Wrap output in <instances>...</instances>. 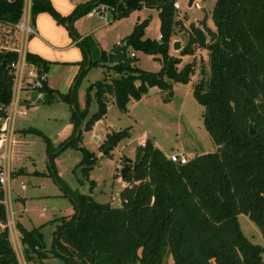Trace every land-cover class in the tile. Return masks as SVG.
Wrapping results in <instances>:
<instances>
[{
    "label": "trees",
    "instance_id": "obj_1",
    "mask_svg": "<svg viewBox=\"0 0 264 264\" xmlns=\"http://www.w3.org/2000/svg\"><path fill=\"white\" fill-rule=\"evenodd\" d=\"M33 22L40 11L50 12L64 24L82 50L78 72L69 89L61 92L47 85L39 88L43 101L56 96L70 104L72 132L57 145L40 129H23L45 141L49 174L74 205L69 215H59L50 248H45L39 226L27 228L17 221L25 259L43 264L49 252L63 259V264H163L167 253L171 264H264V246L251 241L240 229L237 219L245 212L259 225L264 235V98L248 79V64L235 54L243 48L256 61L258 75H264V0H215L211 19L217 31L214 40L191 25L180 54L193 53L194 45L208 49L209 73L194 84L193 95L203 105L202 122L217 144L216 150L197 153L179 162L168 157L153 140L138 144L133 166L123 178L135 182L120 192V205L99 202L90 191H75L58 175L54 158L67 146L80 149L79 163L87 177L95 160L94 152L81 143V129L90 128L107 110L110 100L122 110L127 102L139 99L148 87L156 85L171 91L172 81L186 82L193 72V61L177 67L180 55H171L169 45L177 22L174 0H88L61 14L50 0H30ZM24 0H0V23L16 24L22 15ZM98 3L109 8L112 18H119L142 6L158 8L160 37H144L147 19L136 21L121 42L122 60L110 67L119 74L110 80L88 85L85 104L75 99L80 72L90 64L106 65V51L101 60L89 58L87 36H80L74 21ZM151 53L161 61L158 70L143 69L131 63L133 55L126 47ZM156 54V55H155ZM158 55V56H157ZM26 60L46 71L48 60L26 51ZM16 58L10 49L0 50V116L6 114L11 98L12 74L9 63ZM87 65V66H86ZM201 71L205 72L204 67ZM94 87L97 108L85 120ZM111 93L113 99L106 96ZM256 132L250 133V124ZM127 128L107 132L99 147L110 150ZM108 152V151H107ZM125 162V160H124ZM123 162V164H124ZM94 180H89L91 190ZM0 189V264H19L6 225L7 212ZM36 257L38 261L35 262Z\"/></svg>",
    "mask_w": 264,
    "mask_h": 264
},
{
    "label": "rangeland",
    "instance_id": "obj_2",
    "mask_svg": "<svg viewBox=\"0 0 264 264\" xmlns=\"http://www.w3.org/2000/svg\"><path fill=\"white\" fill-rule=\"evenodd\" d=\"M177 1L179 7L175 8V17L178 20L173 25L169 52L171 51V55H180L181 60L177 64L178 68H181L186 62L193 61V72L186 82L173 80L170 92L168 89L159 88L156 85L149 86L147 92L139 99L131 98L127 102L126 110L120 109L110 100L107 110L101 118L95 120L90 128L82 127L81 143L93 151L95 155L93 165L88 169L87 177L82 171V164L79 163L82 153L77 147L67 146L54 158L58 175L72 190L90 191L93 198L99 202L120 205L119 192L129 180L120 175L119 169L125 158L128 159L129 163H133L136 146L140 144L139 141L142 138H151L168 154L173 152L183 153L188 158L197 153L216 150L217 144L202 122L203 105L193 95L194 84L200 77L207 76L209 73L208 49L194 45L193 53L187 54H180L179 50L172 49L173 38H180L183 45L188 39L191 25L200 28L197 21L203 16L202 7L209 13L207 23L215 29L211 19V9L215 0H194L191 5L188 4V0ZM76 19H79L77 21L78 26L74 21V27L76 26V31L83 34L82 36H87L86 40L90 48L89 58L91 60H101L99 45L105 48L108 45L112 47L118 37L129 33L133 24L139 19H147L144 26V37L157 35L159 32L156 7L142 6L135 8L124 16L114 18L111 22H109L110 12L108 7L104 12L93 13L92 15L86 12ZM4 28V25L0 26V42H4L8 47H11L13 43L9 38L10 36L4 35ZM86 31L88 33L84 34ZM130 50L135 53L131 63L151 71L160 68L161 61L153 54L133 49L131 45H128L126 52L131 55L132 51L129 52ZM107 53L108 51H106V55ZM106 62V65L90 64L83 73L80 72L74 91L76 102L80 108L85 104L90 83L102 79L110 80L111 77L119 74L109 66L111 63L107 59ZM202 66L205 72L201 71ZM78 68L79 66L71 68L65 66V64L55 66V86L59 91H67L69 85L75 81L74 78ZM89 93L92 98L88 105L85 120L97 108L94 87L89 90ZM106 96L113 99L111 93L107 92ZM36 99L35 97L34 101ZM28 100L26 99V101ZM25 109L27 113L18 116L16 126L31 125L40 129L53 141L54 146L72 132L70 104L59 96L50 101H40L37 106L30 105ZM115 127H125L128 131L108 152H104L106 149L100 148L99 145L106 133L115 129ZM25 137H29V141L26 143L25 151H23L25 156L20 162L14 158L17 147L13 146L12 163L13 165L15 163L20 164L15 165L12 170L10 196L14 200L12 205L13 209L17 210L16 216L27 228L39 226L42 241L45 248L48 249L51 246L53 230L59 222L56 217L72 213L75 208L69 197L62 194V188L48 172L45 141L35 134H27ZM90 179L94 180L91 190H89ZM22 182H24L25 187H21ZM15 195H22L24 202L18 198L14 199ZM11 216L14 217V213ZM237 219L244 234L251 241L264 246V235L259 225L249 214L239 213ZM12 246L21 264H25L23 246H18L13 239V234ZM48 252L50 254L43 258V264H63L61 257L53 255L51 251ZM36 261H38L37 257ZM25 262L34 264V260L25 259ZM171 262V257L165 253L163 264H171Z\"/></svg>",
    "mask_w": 264,
    "mask_h": 264
},
{
    "label": "crops",
    "instance_id": "obj_3",
    "mask_svg": "<svg viewBox=\"0 0 264 264\" xmlns=\"http://www.w3.org/2000/svg\"><path fill=\"white\" fill-rule=\"evenodd\" d=\"M25 1L26 0H24L23 10H22V15L20 17V20L29 21L31 26L34 29V32L30 33V34H24L15 24L12 25V24L0 23V26L4 25L5 32H3V33H4V35L7 34V36H10L9 38L13 43V45H11V46L22 45L24 47L25 51L35 52V53L39 54L41 57H43L44 59L49 61L48 65H47V69L45 71L46 83L48 86L58 89L55 86V66H58V65L61 66L62 64H65V66H69L71 68L75 67V66H79V64L77 62L82 60L83 54H82V50H81L80 46L78 44H76L75 41L79 40L80 37L77 39H74L72 37V35L70 34L69 30L66 28V26L64 24L58 22L55 19V17H53V15L48 11L38 12L35 15L34 20L32 22L31 18H30V3H31V1L30 0H27V2H25ZM50 1L53 4V6L61 14H67L73 9V7L76 4H78L80 2H85L88 0H50ZM24 7H25V9H24ZM146 7H149V6H146ZM175 8L177 9L178 7H175ZM100 12H104V10L100 11ZM88 14L92 15L93 12L89 11ZM157 15H158V8H157ZM113 19L114 18H112L111 14H110V21L109 22L113 21ZM78 20L79 19L75 20L76 25H77ZM140 20L141 19H139L138 21H140ZM158 25H160L159 16H158ZM88 31H86L84 34L88 33ZM79 35L82 36L83 34L79 33ZM125 35L126 34L119 36L117 41L114 42L112 47H110L108 45V47L105 48L102 45H99L100 49H104L106 51L113 50L116 43L121 42V39ZM148 37L158 39L160 37V29H159V32L157 33V35H148ZM173 39H176V38H173ZM1 43L5 44L4 42H1ZM170 43H171V41H170ZM131 51L134 52L133 50H130L129 52H131ZM134 54L135 53H133V55ZM71 84L69 85V87L71 86ZM69 87H68V89H69ZM28 94L30 95L31 99H34L36 97V91L33 89L30 90L28 92ZM40 101H43V99L37 98L35 101L24 100L22 103H24V105L26 107L30 106V105H33V107H35V106H37V104H39ZM112 102H114V101H112ZM26 113H27V111H26ZM21 115H24V114H18L16 116V119H15V133H14L15 142L13 143V146L17 147L15 149V157L14 158H16V160H18L19 162L21 160H23V156H25L23 151H25L26 143H28V141H29V137H25V136L27 134H30V135L34 134V133H26L23 131L24 128L29 127L31 125L16 126L17 118H18V116H21ZM117 128L118 127H115V129H117ZM119 128H121V127H119ZM35 135H37V134H35ZM142 139H145V138H142ZM142 139L139 141V143L142 141ZM153 142L156 146H158L154 140H153ZM13 146H12L11 160H10V165H11L12 170L14 169L15 165L20 164V163H17V164L15 163L13 165V163H12V161H13L12 154L14 151ZM159 148L164 152L163 148H161V147H159ZM164 153L168 156V153H166V152H164ZM17 157L18 158L20 157V159H18ZM118 161H120V160L118 159ZM119 171H120V169H119ZM22 183L24 184V182H22ZM23 187H25V184ZM16 198H18L21 201L24 200L22 195H15L14 199H16ZM12 201H14V200L10 196V205H11V209H12V214L14 213L15 216L14 217L11 216L13 221H14V225L8 226L9 238H10V241L12 243V234H13V239L18 244V246H23L20 243L21 242L20 241V232H19L17 226L15 225V222H17V221L21 222V220L18 216H16L17 210L13 209ZM69 214H71V213H69ZM69 214H65V215H69ZM0 227H1V225H0ZM18 260H19V258H18ZM19 263L21 264L20 260H19ZM24 263L27 264V262H25V259H24Z\"/></svg>",
    "mask_w": 264,
    "mask_h": 264
},
{
    "label": "built area",
    "instance_id": "obj_4",
    "mask_svg": "<svg viewBox=\"0 0 264 264\" xmlns=\"http://www.w3.org/2000/svg\"><path fill=\"white\" fill-rule=\"evenodd\" d=\"M24 4V3H23ZM174 7H179L177 0L173 1ZM104 3L95 4L90 12L98 13L106 9ZM25 9V7H24ZM28 19V18H27ZM24 34L34 32L29 21L19 20L15 24ZM10 49L16 52V58L10 61L9 67L12 74L11 98L6 107V114L0 116V189H2V201L6 207L7 226H13L14 221L11 217L12 209L10 205V179L12 177V168L10 165L11 151L15 142V119L18 114L26 113V106L22 103L24 100L34 101L31 99L28 92L36 91V98H42L43 92L39 90L46 81L45 71L36 64L26 60L25 49L22 45L8 47L0 42V50ZM133 55V52L131 53ZM23 92V93H21ZM145 139H142L140 144H144ZM172 160L186 162L188 157L182 153L173 152L168 154ZM135 182L127 181L125 186L132 187ZM23 187L24 184L22 183Z\"/></svg>",
    "mask_w": 264,
    "mask_h": 264
},
{
    "label": "water",
    "instance_id": "obj_5",
    "mask_svg": "<svg viewBox=\"0 0 264 264\" xmlns=\"http://www.w3.org/2000/svg\"><path fill=\"white\" fill-rule=\"evenodd\" d=\"M194 0H188V4L191 5ZM203 9V16L198 19L197 23L200 25L201 29L206 33V35L209 37V41H212L216 38L217 36V31L213 29L208 23H207V18L209 16L208 11L202 7ZM126 43L125 42H118L114 46L113 50L108 51L107 53V61L109 63L117 62L123 59L124 53H123V48L125 47ZM182 47V40L179 38L173 39L172 41V49L173 50H180ZM237 56L242 58L247 64H248V79L251 83L255 84L260 93L261 96L264 98V75L260 76L258 75L257 71V66H256V61L253 57L248 55L246 51L243 48H239L238 51L235 52ZM256 130L253 126V124H250V133L255 134ZM108 150L106 149L104 152H107ZM139 164V161L136 162L133 166L130 165L129 161L127 158H125V162L120 168V174L121 176H125L127 173V170L131 167L136 168ZM139 264V263H137Z\"/></svg>",
    "mask_w": 264,
    "mask_h": 264
},
{
    "label": "flooded vegetation",
    "instance_id": "obj_6",
    "mask_svg": "<svg viewBox=\"0 0 264 264\" xmlns=\"http://www.w3.org/2000/svg\"><path fill=\"white\" fill-rule=\"evenodd\" d=\"M198 24V23H197ZM199 25V24H198ZM200 26V25H199ZM201 28V27H200Z\"/></svg>",
    "mask_w": 264,
    "mask_h": 264
}]
</instances>
